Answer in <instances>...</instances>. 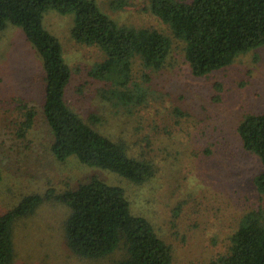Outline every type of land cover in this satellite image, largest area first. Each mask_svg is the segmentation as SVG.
Segmentation results:
<instances>
[{"label": "rangeland", "instance_id": "1", "mask_svg": "<svg viewBox=\"0 0 264 264\" xmlns=\"http://www.w3.org/2000/svg\"><path fill=\"white\" fill-rule=\"evenodd\" d=\"M92 1L118 25L163 28L148 0ZM73 25V13H44L43 26L59 40L72 70L68 105L96 131L123 144L127 156L149 160L154 175L134 183L75 156L64 162L53 156L54 134L43 112L42 59L22 29L8 25L0 30V215L27 196L75 189L95 177L124 191L132 214L149 221L172 247L171 264H212L226 253L242 216L264 207L253 184L260 160L243 150L237 134L244 115L264 110V44L203 77L191 74L175 46L163 69L145 72L151 98L130 109L101 98L108 84L93 72L104 53L76 42ZM134 69L136 77L144 72ZM28 109L35 116L21 137ZM66 212L61 204L45 202L18 221L13 264H114L113 257L82 260L67 249Z\"/></svg>", "mask_w": 264, "mask_h": 264}, {"label": "trees", "instance_id": "2", "mask_svg": "<svg viewBox=\"0 0 264 264\" xmlns=\"http://www.w3.org/2000/svg\"><path fill=\"white\" fill-rule=\"evenodd\" d=\"M148 1L150 14L163 28L118 25L92 0H0V30L8 25L21 28L42 59L43 112L54 134L50 150L58 161L75 156L85 165L107 169L134 183L147 182L154 175L149 160L127 156L123 144L96 131L68 105L72 70L59 40L43 26L45 11L74 14L73 39L104 53L93 72L108 84L101 98L130 109L151 98L145 86L150 80L147 73L163 69L175 46L180 45L191 74L203 77L264 44V0ZM135 66L144 71L139 77ZM34 116L33 109L24 114L18 130L21 137L31 128ZM237 134L243 150L260 160L253 184L264 198V110L244 115ZM45 202L68 210L62 220L64 244L82 260L113 257L114 264L172 263V247L149 221L132 214L124 191L93 177L75 189L27 196L0 215V264L14 263L16 224ZM212 264H264V207L242 216L226 253Z\"/></svg>", "mask_w": 264, "mask_h": 264}]
</instances>
